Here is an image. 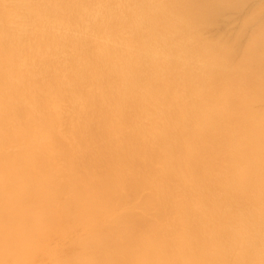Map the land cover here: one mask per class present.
<instances>
[{"label": "bare ground", "instance_id": "obj_1", "mask_svg": "<svg viewBox=\"0 0 264 264\" xmlns=\"http://www.w3.org/2000/svg\"><path fill=\"white\" fill-rule=\"evenodd\" d=\"M244 1L0 0V264H264Z\"/></svg>", "mask_w": 264, "mask_h": 264}, {"label": "rangeland", "instance_id": "obj_2", "mask_svg": "<svg viewBox=\"0 0 264 264\" xmlns=\"http://www.w3.org/2000/svg\"><path fill=\"white\" fill-rule=\"evenodd\" d=\"M246 1L247 0H245L244 2L246 3ZM262 2H264V0L262 1V0H251L249 3L247 2L246 4V6L245 7H242V5L244 4V3H242V5H237V6H235V7H238L239 6V8H237V9H239V10H237V9H235L234 7H232L231 9V12L229 11L230 10V8L229 9H227V11H225L224 13H222V15H220L219 17H220V19H219V17H218V19H215L214 20V22H215V25H212V24H210L209 25V27L207 28V30H208V32H209V34L212 36V37H209L210 35H208V37L209 38H213L214 40L216 39V37H218V35H220V37H222L221 36V34L222 35H224V38H221L220 40H219V38L216 40L217 42H219V44L220 43H222V42H224V40L226 41V45L227 44H229V42L231 41V42H235L234 41V39H236V42L239 44V46L237 45V43L235 42V44L240 48V49H243L244 48V50H246L247 48H245V46L247 47L248 45H246L247 43H249L250 45L251 44H253L254 42H255V44H260V42L261 41H259V40H257L258 38V36H257V34H260L259 35V37L260 38H262V36H263V34H261V33H259L260 31H262L260 28H256V29H260V31L257 33V30H255L256 31V35H254V37L253 38H255V36H257L256 37V39H253V40H251V38H250V41H249V39H247V35H248V38L249 37H252V33L251 32H253L254 34H255V31H251V30H253V29H255L254 27V25H258V21H262V25L264 24V22H263V19H264V15L263 14H261V13H253V12H251V10H253V9H255V7H257L258 6V8H259V6L261 5V3ZM258 3L260 4V5H258ZM241 4V3H240ZM257 5V6H256ZM262 5H263V3H262ZM244 6V5H243ZM240 7H242V9H240ZM263 7V6H262ZM233 8H234V11H233ZM260 9V8H259ZM258 9V10H259ZM235 10H237V12L235 11ZM257 9H256V12L258 11ZM233 11V12H232ZM253 11H255V10H253ZM264 12V7H263V10H260V12ZM227 12V13H226ZM226 13V14H225ZM228 13H229V15H228ZM255 14H257V17H256V15L254 16ZM249 15H251V16H249ZM261 15H263V16H261ZM254 16V18H251V17H253ZM260 18H259V17ZM245 17H247V18H245ZM250 19H249V18ZM263 17V18H262ZM247 19V20H249V22H250V24H251V26H249V28H248V26H245V28L247 27L248 28V31L246 32V34H245V32H243L242 34H245V36H246V38H245V36H242L241 34H237V35H235V33H236V29H239V27H242L243 28V25H240V23H243V22H245L244 24L246 25V20L244 21L243 19ZM256 18H257V21H255L256 20ZM259 18V19H258ZM241 19V20H240ZM254 21V23L252 24V20ZM219 20V21H218ZM251 20V21H250ZM241 21H243V22H241ZM238 22V23H237ZM248 22V23H249ZM257 22V23H256ZM238 24V25H236V24ZM247 23V24H248ZM234 24V25H233ZM249 24V25H250ZM261 24H260V27H262L263 28V26H261ZM253 25V26H252ZM232 26V27H231ZM235 27V28H234ZM242 28H241V30L239 29V31H242ZM246 28V29H247ZM253 28V29H252ZM206 29V28H205ZM227 29V30H226ZM251 29V30H250ZM245 30V29H244ZM249 30L251 31V32H249ZM239 31H237V32H239ZM205 32V35H206V30L204 31ZM207 32V33H208ZM211 32V33H210ZM235 32V33H234ZM220 33V34H219ZM230 33V34H229ZM241 33V32H240ZM251 33V34H250ZM227 34H229L230 35V37H229V35H228V37L226 36ZM232 34H233V38H231L232 37ZM237 36V38L235 37V36ZM251 35V36H250ZM207 36V35H206ZM215 37V38H214ZM225 37H227L226 39H225ZM235 37V38H234ZM240 37V38H239ZM224 39V40H223ZM238 39V40H237ZM243 39V40H242ZM214 40H211V41H214ZM223 40V41H222ZM229 40V42H227ZM241 41V42H240ZM258 41V42H257ZM215 42V41H214ZM245 45H244V44ZM231 44V45H230ZM229 45L232 47V49L234 50L235 48H233V47H235L236 45L234 44H232V43H230ZM229 45H228V47H229ZM244 47H243V46ZM241 46H242V48H241ZM237 48V47H236ZM240 49H238L239 50V53L242 51V50H240ZM238 50H234L235 52L236 51H238ZM246 52V51H245ZM244 51H243V53H245ZM242 53V52H241ZM259 90V89H258ZM264 100H262L261 102H263ZM258 102V101H257ZM254 103V104H252L251 106L253 107V108H256V109H258V108H263L262 106H264V102L263 103H261V102H259V103H261V106H259V103ZM255 104H257L258 105V107L257 106H254ZM264 109V108H263ZM261 111V110H260ZM1 152V151H0Z\"/></svg>", "mask_w": 264, "mask_h": 264}]
</instances>
